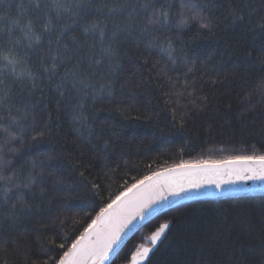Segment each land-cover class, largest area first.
Masks as SVG:
<instances>
[{"label":"trees","instance_id":"16d2710c","mask_svg":"<svg viewBox=\"0 0 264 264\" xmlns=\"http://www.w3.org/2000/svg\"><path fill=\"white\" fill-rule=\"evenodd\" d=\"M251 5L256 11L250 26H246L247 15L245 25H233L224 19L227 13L218 9L214 10L218 19L212 33L190 25L179 37L175 28L165 34L172 36L177 57L182 51L184 59L195 62L197 70L193 73L187 72L183 63L173 66L155 51L144 56L143 47L138 51L126 45L124 50L132 62L123 61L121 81L135 80L137 86L130 87L124 97L118 90L116 102L123 100L128 115L114 111L115 103L107 101L86 108L90 121L93 115L106 119V123L97 119L94 124L98 130L103 125L105 139L78 143L67 110L57 109L53 102L39 113V127L47 125L49 130L38 143L25 136L23 144L13 142L18 149L15 155L5 149L13 163L19 160L17 168L23 166L24 177L32 171L28 161L35 159L44 165V193L41 195L40 186H34L35 194L21 189L32 204L31 211L13 225L17 232L2 233L3 237L18 238V252L13 254L11 248L7 254L0 252V256H7L8 264H43L42 246L60 251L53 249V240L60 243L67 236L70 243L109 196L145 175L182 161L264 155V103L258 96H246L264 76L259 70L264 68V29L259 26L264 23V7L260 0H251ZM72 34L81 33L77 30ZM145 58L149 65L167 68L175 83L171 92L167 91V79H158L155 72L146 70ZM177 91L184 95L173 94ZM188 92L193 95L188 96ZM5 138L0 133V143ZM105 140L108 147L102 151ZM104 165L110 182L106 181L101 195L94 197L90 182L103 175ZM81 171L86 173L84 177ZM65 207L71 212H65ZM62 213L68 221L65 227L51 226L52 218ZM73 217L78 222L73 223ZM169 221L170 228L143 264H264V195L253 194L181 200L137 228L122 243L112 264H130L137 246L151 247L149 237ZM25 231L29 235L20 237Z\"/></svg>","mask_w":264,"mask_h":264},{"label":"snow or ice","instance_id":"6c2138e0","mask_svg":"<svg viewBox=\"0 0 264 264\" xmlns=\"http://www.w3.org/2000/svg\"><path fill=\"white\" fill-rule=\"evenodd\" d=\"M260 2L264 7V0ZM218 9L227 13L224 19H230L233 25H245L247 15L246 26L251 25L252 13L256 11L251 0H227V3L224 0H0V133L6 137L0 143V252L7 254L11 248L15 254L19 250L18 238L3 237L2 233L17 232L13 225L21 215L31 211L26 192L35 194L34 186H40L41 195L44 193L43 163L35 159L28 161L32 171L24 177L23 166L17 168L19 160L13 163L5 149L15 155L18 149L13 142L23 144L25 136L38 143L49 130L47 125L39 127V113L53 102L57 109L67 110L78 143L105 139L103 125L98 130L94 124L97 119L106 123V119L93 115L90 121L86 108L107 101L115 103L114 111L128 115L123 100L116 102L118 90L124 97L130 87L137 86L135 80L121 81L123 61L132 62L125 46L131 45L138 51L143 47L144 56L155 51L173 66L183 63L187 72L193 73L197 70L195 62L184 59L182 51L177 57L172 36L165 34L175 28L179 37L190 25L212 33L218 19L214 10ZM259 26L264 29V23ZM77 30L80 36L72 34ZM143 62L150 74L155 72L156 78L167 79L168 92L175 88L167 68L149 65L147 58ZM259 70L264 72V68ZM173 94L183 96L184 92ZM246 96H258L264 103V76L255 81ZM128 98L132 99L133 94L129 93ZM107 147L105 140L102 151ZM36 169H40L39 173ZM80 175L84 177L86 173L81 171ZM106 181L110 182V172L104 165L103 175L90 182L89 190L94 197L101 195ZM237 181L264 183V155L182 161L164 171L145 175L109 196L70 243L67 236L60 243L53 240V249L60 251L42 246L43 264H112L127 231L138 220L158 211L169 198H187L206 187L221 191L222 186ZM64 211L70 213L71 208L65 207ZM72 220L78 222L75 217ZM67 223L63 213L51 220V226L60 228ZM171 223L161 224L152 233L151 247L137 246L130 264H143ZM19 235L26 237L29 233ZM0 261L8 264L7 256H0Z\"/></svg>","mask_w":264,"mask_h":264},{"label":"water","instance_id":"95a60500","mask_svg":"<svg viewBox=\"0 0 264 264\" xmlns=\"http://www.w3.org/2000/svg\"><path fill=\"white\" fill-rule=\"evenodd\" d=\"M171 168V167H169ZM165 170V169H164ZM161 170V171H164ZM248 194L253 195H264V183L262 182H252V181H237L234 185H224L222 186V190L218 191L214 187H206L199 193H193L187 198H177L172 199L169 198V200L161 204L158 207V211H153L150 215L147 216L146 219L138 220V222H135V226L132 227L130 231H127V234L124 236L123 242L137 229L139 228L144 222H146L148 219L153 217L155 214L171 207L174 204H177L181 202V200L185 199H192V198H200L202 196H208V197H219V198H235V197H242L246 196Z\"/></svg>","mask_w":264,"mask_h":264},{"label":"rangeland","instance_id":"374dc122","mask_svg":"<svg viewBox=\"0 0 264 264\" xmlns=\"http://www.w3.org/2000/svg\"><path fill=\"white\" fill-rule=\"evenodd\" d=\"M183 162H188V163H192V162H196V161H193V160H190V161H183ZM181 162H179L180 164ZM178 165V164H177Z\"/></svg>","mask_w":264,"mask_h":264}]
</instances>
